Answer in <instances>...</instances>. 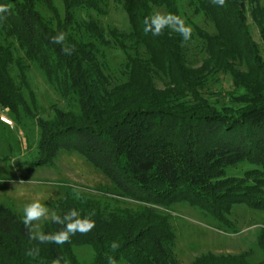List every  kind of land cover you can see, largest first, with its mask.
<instances>
[{
    "label": "trees",
    "instance_id": "trees-1",
    "mask_svg": "<svg viewBox=\"0 0 264 264\" xmlns=\"http://www.w3.org/2000/svg\"><path fill=\"white\" fill-rule=\"evenodd\" d=\"M45 1L54 9L52 0ZM255 1L226 0L220 7L211 0H189L196 3V12L207 13L213 21L215 35H201L208 48H215L213 56L223 53L219 69L228 72L235 84L229 91H217L210 101L212 94L203 89L213 58L192 69L185 65L186 43L178 33L169 29L158 37L143 33V18L151 13L152 3L165 2L177 14V0H123L131 27L108 33L92 22L84 30L76 19V8L96 7L93 0H64L65 14L55 12L53 26L52 18L47 20L36 9V0H0L11 6L0 29L16 37L26 57L38 61L60 91L76 96L79 103L77 111L56 107L52 117L41 122L39 164L49 162L59 147L74 148L118 187L109 194L137 202L131 208L85 194L80 200L65 197L58 207L65 209L61 215L72 208L82 215L94 213L95 227L63 245L30 241L23 219L0 207V264H52L57 257L61 264H81L73 247L84 243L94 248L93 264H107L109 256L127 264H180L172 254L175 233L157 205L186 201L220 221L232 204L264 210V62L257 61L264 57L247 21L250 5L252 19L264 35V4ZM61 31L68 34L66 43L74 46L71 55L52 42ZM112 41L125 53L120 72L125 79L117 77L113 84V75L99 58V44ZM230 46L232 53L227 50ZM239 56L240 66L241 59L248 62L246 77L235 68ZM13 59L11 46L0 44V93L5 98L15 87L9 75ZM154 75L169 77L167 82L175 87L160 89ZM12 92L19 97V89ZM60 227L47 222L43 231ZM113 241L120 244L115 253L110 248ZM37 244L39 256L26 257V249ZM260 245L264 251V232ZM191 264H245V260L207 253Z\"/></svg>",
    "mask_w": 264,
    "mask_h": 264
},
{
    "label": "rangeland",
    "instance_id": "rangeland-1",
    "mask_svg": "<svg viewBox=\"0 0 264 264\" xmlns=\"http://www.w3.org/2000/svg\"><path fill=\"white\" fill-rule=\"evenodd\" d=\"M36 1V9L47 20L52 18V26L56 23L55 12L60 16L65 14L64 0H52L54 9L50 8L45 0ZM93 1L96 7L82 5L76 8V19L82 29L85 30L90 22L99 24L101 28L106 29V33L109 29L117 32L130 29L129 15L123 0ZM255 2L264 4V0ZM195 4H189V0H177L180 15L193 28L192 39L185 44V65L197 70L204 65L205 59L213 58L214 64L210 66L213 67L212 70L205 71L203 89L208 95L212 94L213 97L209 98L213 101L217 91H229L235 84L228 72L219 69V65L225 60L223 53L217 52L213 56L215 48L212 46L209 47L212 48L209 53L208 40L201 33L206 32L214 36L216 28L207 13L196 12ZM249 7L250 5L247 6V21L264 57V35L253 21ZM154 10L173 12L165 2L152 3L151 12ZM77 32L80 33L79 30ZM85 37L90 38L87 34ZM0 44L12 48L14 59L10 62L9 75L15 85L13 90L19 89L20 93L19 97H16L12 90L9 98L0 93V207L11 209L23 219L24 204L36 196H42L50 209L62 214L65 209H58L60 202L65 201V197L68 200L73 197V187L76 186L82 189L81 194L90 198L111 200L115 204L135 208L137 202L133 198H122L116 195L117 193L109 194L119 191L118 187L79 150L59 147L49 162L39 164L41 156L38 141L42 129L41 122L51 118L56 107L73 108L77 111L79 103L75 95L66 96L67 94L60 91L57 83L38 61L26 57L25 48L16 37L7 36L2 30ZM230 47L227 49L228 53L233 51L232 46ZM99 48V58L104 61L106 70L113 75L112 84L118 81L117 77L120 80L125 79L120 74L124 69V51L115 46L113 41L110 45L99 44ZM240 57L242 56L238 57V66L235 68L240 69V72H243L240 75L243 76L244 71H247L245 67L248 62L246 63L245 58L241 59L243 65L240 66ZM257 58V61L264 62L261 57ZM168 79L154 75L155 84L164 91L175 87L167 82ZM240 89L245 90V87ZM2 117L10 122H6ZM235 172L237 175L242 174L241 170ZM22 180L24 182H20ZM157 207L168 217L175 233L172 254L180 264H191L196 257L207 253L243 259L245 264H264V251L260 245L264 232V210L236 203L227 207L224 211L225 219L220 221L210 212L186 201H178L168 207ZM47 222H38L41 230ZM73 250L81 264L94 263L95 251L91 244H76ZM116 264L127 263L122 260Z\"/></svg>",
    "mask_w": 264,
    "mask_h": 264
},
{
    "label": "clouds",
    "instance_id": "clouds-1",
    "mask_svg": "<svg viewBox=\"0 0 264 264\" xmlns=\"http://www.w3.org/2000/svg\"><path fill=\"white\" fill-rule=\"evenodd\" d=\"M214 5L224 7L226 0H211ZM11 10L8 4H0V21L7 19L6 14ZM165 29L178 33L182 38V43H188L192 39L193 28L186 20L179 14L173 12H164L154 10L143 18V33L145 35L151 34L152 37L163 35ZM66 32H58L52 37V42L61 45V51L66 55H71L74 51V46L66 43ZM20 182H24L23 180ZM82 189L80 187H73L72 196L74 199H82ZM23 224L27 231L30 241H37L38 244H58L63 245L70 242L71 237L77 233L86 235L95 227V220L92 218L94 213L82 215L76 208H72L63 215L54 209H50L45 203V198L42 196L34 197L30 202L25 203L22 209ZM40 221H48L53 224H58L61 227L52 232H45L41 230ZM33 246L26 249L25 256L35 259L39 256L40 248ZM110 248L115 253L120 244L113 241ZM52 264H61V258L57 257ZM64 264H67L65 261ZM107 264H116L114 257L109 256Z\"/></svg>",
    "mask_w": 264,
    "mask_h": 264
},
{
    "label": "built area",
    "instance_id": "built-area-1",
    "mask_svg": "<svg viewBox=\"0 0 264 264\" xmlns=\"http://www.w3.org/2000/svg\"><path fill=\"white\" fill-rule=\"evenodd\" d=\"M2 119H4L6 122H10L7 118L2 117Z\"/></svg>",
    "mask_w": 264,
    "mask_h": 264
},
{
    "label": "crops",
    "instance_id": "crops-1",
    "mask_svg": "<svg viewBox=\"0 0 264 264\" xmlns=\"http://www.w3.org/2000/svg\"><path fill=\"white\" fill-rule=\"evenodd\" d=\"M8 124V123H7Z\"/></svg>",
    "mask_w": 264,
    "mask_h": 264
}]
</instances>
